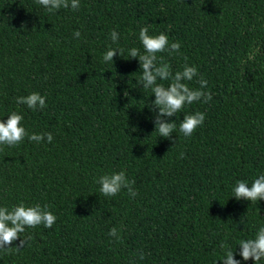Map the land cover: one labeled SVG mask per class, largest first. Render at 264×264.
I'll use <instances>...</instances> for the list:
<instances>
[{"label": "trees", "instance_id": "16d2710c", "mask_svg": "<svg viewBox=\"0 0 264 264\" xmlns=\"http://www.w3.org/2000/svg\"><path fill=\"white\" fill-rule=\"evenodd\" d=\"M145 26L181 45L158 62L195 66L189 87L203 77L212 94L173 117L175 144L155 131V97L128 55L143 54ZM117 46L123 55L105 63ZM32 92L45 109L16 102ZM196 111L205 121L185 137L179 123ZM12 112L29 134L53 140L0 145V206L47 205L57 219L26 229L25 246L0 251V264H216L264 227V200L232 197L237 181L264 174V0H80L53 13L0 0V120ZM121 170L138 195L101 194L96 180ZM113 227L122 242L108 235Z\"/></svg>", "mask_w": 264, "mask_h": 264}, {"label": "clouds", "instance_id": "9594fccd", "mask_svg": "<svg viewBox=\"0 0 264 264\" xmlns=\"http://www.w3.org/2000/svg\"><path fill=\"white\" fill-rule=\"evenodd\" d=\"M38 5L44 7L49 13L57 12L61 9H71L76 11L80 7V0H35ZM74 37L79 39L81 33L75 31ZM110 38L113 44H118L119 33L113 30L110 33ZM139 40L143 46V54L138 48L128 49L130 59L138 58L142 75L140 84L143 89L150 90L152 96L155 97L151 103L150 109L154 111L155 131L158 132L160 138H164L176 143L173 132L176 130L175 123L176 114L181 112L186 105H191L196 102L207 103L212 99L210 92L204 91L207 87V80L200 77L198 83L199 89L189 87L187 82H190L194 77H198L199 73L195 66L185 64L182 70L173 72L170 64L163 61L160 57L158 62V53L167 52L169 55L179 54L180 43L169 42V37L161 32L158 35H150L149 27H142L139 31ZM124 49L117 46L116 48L109 47L103 55L105 63L111 62L114 65V56L121 57ZM158 81H170L166 87ZM16 102L21 105H26L29 109L36 111L43 110L47 107L46 97L38 92H32L27 96L17 97ZM158 110V111H157ZM7 120H0V145L17 146L22 143L27 137L31 142L41 143L45 139L51 143L53 136L51 133L29 134L28 131L21 125L24 117L17 112H12L7 116ZM205 121V113L196 111L194 113L184 115L179 123V132L185 137H191L198 127H201ZM2 150V149H0ZM183 155V154H181ZM96 183L100 185L99 191L106 197H114L123 189H127L130 197L138 195L134 191L132 185L134 181H130L125 171L113 172L111 174L101 175ZM233 196L237 201L246 200L257 202L264 200V174L255 178L251 185L243 180L237 181L233 188ZM57 217L48 209L47 205L43 207L40 204L26 206L23 202L14 205L9 209L6 206H0V251L7 250L9 252L15 250L19 252L27 243L26 237L21 238V234L26 232L28 228H36L43 226L44 228H52ZM120 230L113 227L108 235L116 241L122 242L119 234ZM19 241L18 243H16ZM239 252L235 250H227L222 260H217L216 264H241L240 260L235 259V255L242 257L243 261L252 260L254 264H260L264 260V227H260L254 238L242 239L238 243ZM14 246V249H13ZM221 248L225 245L222 243ZM145 253H139V259L143 260Z\"/></svg>", "mask_w": 264, "mask_h": 264}]
</instances>
